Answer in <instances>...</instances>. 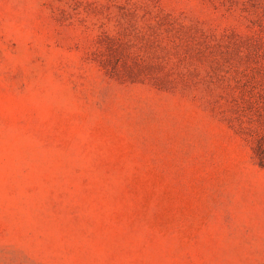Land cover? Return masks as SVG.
Returning <instances> with one entry per match:
<instances>
[{
	"label": "rangeland",
	"instance_id": "obj_1",
	"mask_svg": "<svg viewBox=\"0 0 264 264\" xmlns=\"http://www.w3.org/2000/svg\"><path fill=\"white\" fill-rule=\"evenodd\" d=\"M260 154L264 0H0V264H264Z\"/></svg>",
	"mask_w": 264,
	"mask_h": 264
},
{
	"label": "trees",
	"instance_id": "obj_2",
	"mask_svg": "<svg viewBox=\"0 0 264 264\" xmlns=\"http://www.w3.org/2000/svg\"><path fill=\"white\" fill-rule=\"evenodd\" d=\"M262 155V156H261ZM259 163L262 165V166H264V156H263V154H260V156H259Z\"/></svg>",
	"mask_w": 264,
	"mask_h": 264
}]
</instances>
